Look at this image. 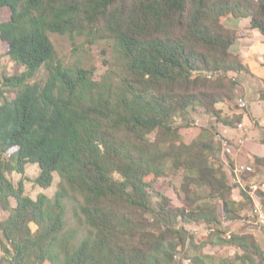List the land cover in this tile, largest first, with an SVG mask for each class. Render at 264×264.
<instances>
[{
  "label": "trees",
  "instance_id": "obj_1",
  "mask_svg": "<svg viewBox=\"0 0 264 264\" xmlns=\"http://www.w3.org/2000/svg\"><path fill=\"white\" fill-rule=\"evenodd\" d=\"M1 8L10 17L0 39L24 70L0 78V207L9 212L0 220V264H264L252 234L222 236L223 224L254 202L247 183L233 197L217 126L186 143L175 123L200 106L217 124H240L227 72L249 70L231 51L237 36L226 22L248 18L264 36V0H0ZM50 33L107 42L105 72L63 66ZM42 66L47 79L30 83ZM258 95L264 101V88ZM252 162L245 181L264 166L258 156ZM27 164L38 166L41 188L57 174L53 197L33 199L23 179L7 178ZM167 173L181 178L183 206L153 185ZM255 196L264 208V191ZM187 224L209 234L199 240ZM216 245L236 251L203 252Z\"/></svg>",
  "mask_w": 264,
  "mask_h": 264
},
{
  "label": "rangeland",
  "instance_id": "obj_2",
  "mask_svg": "<svg viewBox=\"0 0 264 264\" xmlns=\"http://www.w3.org/2000/svg\"><path fill=\"white\" fill-rule=\"evenodd\" d=\"M10 17V11L7 8L0 9V23L8 20ZM236 21L233 19H229L226 22V27L236 34ZM237 30H241L237 28ZM50 40L53 44L55 56L58 61L62 63L65 67H75V66H83L88 69H92L94 72V77L99 78L106 70L105 60H109L111 57V51L108 47L107 42L101 41L95 44H87L84 42V37L82 36H69V35H60L56 33H50ZM257 48L264 50V45L258 44ZM7 45L4 41L0 39V78L3 76H11L14 74H20L24 69L21 66L16 65L12 62L9 57L6 55ZM232 51V50H231ZM249 65L251 67V71L256 75H262L264 73V68L260 65H255L254 60H250ZM48 71L42 66L38 69L35 76L29 80L30 83L38 82L43 83L47 79ZM227 76L231 80H235L236 86L234 89V102L237 104V99L239 97L246 100L248 103L252 100L259 99L258 90L255 87V83L253 82V75L250 72L247 73H234L232 71L227 72ZM254 83V84H253ZM4 95L8 98H12L14 93L9 88L3 87ZM252 103V102H251ZM249 105V104H247ZM218 108H220L223 112V115H231L232 112L228 110L226 106L223 104H218ZM237 112H241L242 114L246 113L247 110L241 111L239 106H237ZM253 115L258 119L259 126L257 122L252 123L250 125V134L244 133L243 140L244 143L250 142V144L254 147L260 148V150L264 151V142L261 140L264 138V101L262 103L255 104L253 106ZM175 123L183 126L181 129L182 140L186 143L190 142L199 132L200 128H211L213 125H216V141L218 142V148L220 150L221 157L226 159L227 163L231 162V159L228 155L223 154L219 137L221 136L220 131L225 127L221 123L217 124L215 122V118L200 107L196 106L194 109L189 110L187 114L184 116H177L175 118ZM252 131V133H251ZM234 142V139H231ZM235 151H239L243 153L242 145H239L234 142ZM14 149L9 150L5 154H3V158L6 160L10 159V153L13 152ZM223 159V158H222ZM225 165L227 163L224 161ZM228 179L230 184L233 186V197L236 200L240 199V187L239 183L236 181L234 175L228 171L226 168ZM39 174V168L36 164H27L25 166L24 173L20 174L16 171L7 172V178L16 185L20 179H23L24 182V191L25 194L35 199L39 193H44L48 197H53L57 190V184L59 182V178L57 174H54L52 185L48 188H41L34 183V179ZM242 181V180H241ZM264 181V166H260L254 173L253 176L249 177L246 181H242L243 184H248L249 186L253 184H259ZM153 185L161 191L164 195L169 197L171 200V204L174 206H183L184 204V195L180 190L181 186V178L178 175H172L167 173L165 176L153 180ZM11 206L15 205V201L13 199L10 200ZM8 211L2 209L0 207V220L6 218L8 216ZM240 219L236 221H226L223 224V237H227L230 233L241 234V233H249L252 234L255 239L259 242L261 247L264 250V231L262 230L259 222L257 221V216L253 210V205H249L246 209L239 212ZM67 228H71L77 225V221L72 216V213L69 211L66 218ZM187 230H189L192 234H194L199 240L204 239L208 234L209 230L203 224H187L185 226ZM236 251L235 248L229 246H206L203 248V252L205 254H213L216 256H232ZM176 258H181V254H177Z\"/></svg>",
  "mask_w": 264,
  "mask_h": 264
},
{
  "label": "crops",
  "instance_id": "obj_3",
  "mask_svg": "<svg viewBox=\"0 0 264 264\" xmlns=\"http://www.w3.org/2000/svg\"><path fill=\"white\" fill-rule=\"evenodd\" d=\"M233 20L236 21L235 25H236L237 38L235 43L231 46V50L233 53L239 56L243 64L248 68L249 72L253 75L254 77L253 82L255 83V87L257 89L264 88V83L262 81V79H264V73L262 75L254 74L251 71V67L249 65L250 60H254L256 66L260 65L261 67L264 68V50L257 48L258 44L264 45V36L260 34L256 29H252L250 27V22L248 18H237ZM237 28H240L241 30L239 31L237 30ZM251 102L249 101L247 103L249 105H247L246 108L243 109V110H247L246 113L243 114L242 120L240 122L243 125V128L239 129L237 127L238 124L235 127L225 126L220 131L221 137L227 139L228 141L234 144V142L237 143L239 138L243 140L244 133L245 132L248 133V130L250 134V125L252 123L257 122L259 126L258 119L253 115L252 109L255 104L262 103V100L260 98L259 99L257 98L255 100H252ZM262 130H264V127H262ZM231 139H234V142H232ZM262 140H264V138ZM243 143L241 146L243 148V153L239 151H235L234 148V151L231 154H229L232 168H229L226 159L222 157L223 160L227 163L225 169L227 168L228 171L234 175L236 181L239 183V186L243 184L242 181L244 180L241 178L242 172L241 173L236 172L237 168L243 165L252 166L253 165L252 159L254 156L264 158V151L260 150V148L252 146L250 142H246L244 145Z\"/></svg>",
  "mask_w": 264,
  "mask_h": 264
},
{
  "label": "built area",
  "instance_id": "obj_4",
  "mask_svg": "<svg viewBox=\"0 0 264 264\" xmlns=\"http://www.w3.org/2000/svg\"><path fill=\"white\" fill-rule=\"evenodd\" d=\"M237 105L239 106L240 109H245L247 106V102L246 100H244L243 98L239 97L237 99ZM243 125L239 128L242 129ZM219 137V143L222 149L223 154L228 155L231 154L234 151V144L231 143L230 141H228L227 139L218 136ZM243 140L241 138H239V140L237 141V144L242 145ZM248 169H253L252 166L250 165H243V166H239L236 170L237 173H241V172H248ZM251 196L253 198V210L257 216V221L259 222L262 230L264 231V208L262 207V205L260 204V202L256 199L255 196V192L257 190H262L264 191V181L260 182L259 184H253L251 185Z\"/></svg>",
  "mask_w": 264,
  "mask_h": 264
},
{
  "label": "bare ground",
  "instance_id": "obj_5",
  "mask_svg": "<svg viewBox=\"0 0 264 264\" xmlns=\"http://www.w3.org/2000/svg\"><path fill=\"white\" fill-rule=\"evenodd\" d=\"M242 126V124L240 123V124H238V128H240ZM248 171H252V169H248ZM251 188V187H250Z\"/></svg>",
  "mask_w": 264,
  "mask_h": 264
}]
</instances>
